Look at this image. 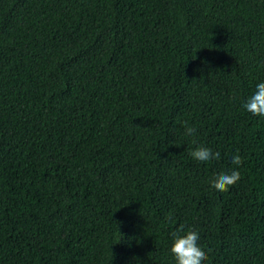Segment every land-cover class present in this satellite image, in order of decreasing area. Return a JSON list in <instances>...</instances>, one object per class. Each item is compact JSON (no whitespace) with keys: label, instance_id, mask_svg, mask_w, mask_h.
<instances>
[{"label":"trees","instance_id":"trees-1","mask_svg":"<svg viewBox=\"0 0 264 264\" xmlns=\"http://www.w3.org/2000/svg\"><path fill=\"white\" fill-rule=\"evenodd\" d=\"M260 82L264 0H0V264H264Z\"/></svg>","mask_w":264,"mask_h":264},{"label":"clouds","instance_id":"clouds-1","mask_svg":"<svg viewBox=\"0 0 264 264\" xmlns=\"http://www.w3.org/2000/svg\"><path fill=\"white\" fill-rule=\"evenodd\" d=\"M243 108L254 116H264V82L256 85L255 91L243 104ZM184 128L186 136H194L196 134L197 129L194 126L188 125L186 121L184 122ZM190 155L194 160L202 163L212 160L219 161L221 159L219 151L214 152L211 148L204 145L195 147L190 152ZM242 162L243 158L238 154L231 158L233 165L240 166ZM240 179L241 176L238 170L221 172L211 181V188L216 191L227 192ZM199 240L200 235L197 231L191 229L185 230L182 225L177 228L173 233L170 247V253L175 260V264H204L208 258L207 252L200 246Z\"/></svg>","mask_w":264,"mask_h":264}]
</instances>
